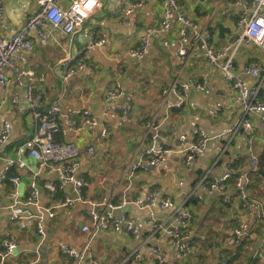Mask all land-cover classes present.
<instances>
[{"label":"crops","instance_id":"crops-1","mask_svg":"<svg viewBox=\"0 0 264 264\" xmlns=\"http://www.w3.org/2000/svg\"><path fill=\"white\" fill-rule=\"evenodd\" d=\"M4 5V15L0 20V31L6 36L17 33L27 22L31 14L38 8L37 0H0ZM104 6L88 19L83 28L75 35H66L61 31H51L50 42L40 43L36 32L29 33L34 43L31 52L21 54L20 67L34 72L33 83L43 94L45 107L58 105L61 109L59 122L67 126L66 118L71 116L81 120L82 112L89 110L95 115L99 124L94 128L87 127L83 132L69 128L63 137L66 141L76 142L82 149L81 172L90 181L85 189V196L96 201L113 197L116 202L127 200L121 211L132 216L140 227L141 235L135 236L125 232H115L108 224L93 240L91 254L96 264H134L127 259L131 251L143 244L145 251L144 264H153L149 246H160L167 256L174 258L176 250L167 239L159 235L148 237V215L153 213L158 219L164 220L170 214L169 209L161 207L166 197L175 202H183L196 188L202 176L221 152L222 142L210 139L205 150L197 159L187 166L182 145L178 143L179 133H188L194 127H200L211 136L231 128L240 117V107L235 92L224 81L220 71L214 70L200 49L189 46L190 58L183 63L177 55V49L163 44L164 39L180 38L181 26L173 22L170 27L162 28L161 19L164 4L162 0H145L142 7L133 15L126 16L117 7L116 0H103ZM60 5L68 7L71 0H60ZM237 0H181L182 12L191 16L199 24L210 22L214 34L213 41L218 47L231 36L235 14L241 8ZM218 23H222L228 31L220 32ZM100 37L103 32L109 35V42L100 48L79 49V45L89 43L92 33ZM149 37V49L143 58H130L127 53L131 47H138L140 42ZM93 69H83L68 80L65 89L64 66L61 61L68 52L76 54ZM250 58L264 63V54L255 46H245L237 54L236 72L246 85H253L258 78L243 72L244 65ZM7 77L13 78L14 73L7 71ZM190 79L208 81L206 91L193 90L184 107L175 109L171 120L163 123L158 131L148 130L146 123L151 115L159 110L160 92L162 88L176 82L180 86ZM124 87L123 96L117 101L120 104L130 102L133 114L121 119L106 116L104 110L112 103L105 100V92L116 82ZM31 79L24 77L22 85L10 82L0 90V131L3 120L11 122L10 137L0 148V172L7 160L21 156L28 167L20 169L22 182L21 197L30 193L33 171L39 167L34 158L22 148L30 132L34 130L28 117L27 87ZM13 95L19 102H13ZM264 98V90L262 94ZM224 102L226 109L220 117H212L207 108L216 102ZM107 128L108 136L102 135ZM255 147L258 155L264 150V124L255 119ZM159 135V142L175 150L169 155L168 161L158 167L147 170L140 169L131 179L122 177L123 169L134 159L139 146H148L154 133ZM88 145L94 146L93 154L86 150ZM19 151V152H18ZM32 159L28 162L26 159ZM136 161V160H135ZM236 161H242L235 163ZM247 170L245 158V141L241 134L237 135L231 148L222 156L214 167L213 174L221 175L228 165ZM259 171V170H258ZM252 174L249 186L250 195L259 198L264 204V175ZM47 178L60 184L56 174L41 171L38 183L41 190L40 199L44 204L52 203L62 197V192L51 193L43 187ZM184 181L181 184L180 181ZM69 193L72 188L68 185ZM232 197L226 202L220 193L206 195L203 200H189L193 205V219L184 229V236L192 237L195 247L187 254L180 264H220L223 258L230 257V264H247L250 258H258V264H264V207L257 215H249L241 205L234 185H230ZM9 185L0 189V197L5 200ZM152 190L160 194L154 198L151 207H144L147 196ZM200 190V189H197ZM88 206L78 203L72 208L61 211L54 219L49 220L47 236L40 240L32 227L22 226L9 218L8 211L0 210V246L2 241L13 234L18 247L15 260L31 264H71L72 260L60 252V247L68 244L80 247L85 235L81 227L90 223ZM249 222L250 238L246 243L235 246L231 242L230 232L240 221ZM241 253L232 262L230 251Z\"/></svg>","mask_w":264,"mask_h":264},{"label":"built area","instance_id":"built-area-1","mask_svg":"<svg viewBox=\"0 0 264 264\" xmlns=\"http://www.w3.org/2000/svg\"><path fill=\"white\" fill-rule=\"evenodd\" d=\"M60 0H37L38 8L31 14L26 24L12 36L6 37L0 31V90L5 89L10 82L22 85L24 77L31 79L27 87L28 117L34 130L22 145L28 152V156L34 158L39 167L33 171V179L30 183V193L22 198L20 184L22 182L23 167H28L21 156L7 160L5 167L0 172V189L5 184L9 190L5 200L0 197V210L8 211L12 221L22 226L32 227L38 238L42 241L47 236V225L49 220L54 219L61 211L72 208L78 203L87 205L90 223L81 227L85 235L84 242L80 247H73L64 244L60 247L61 254L68 256L71 264H96L91 248L93 240L99 233L110 224L115 232H125L135 236L141 235V230L135 219L121 211L127 200L116 202L113 197L96 201L85 196V189L90 181L81 172V147L74 141H66L63 137L69 128L83 132L87 127L94 128L99 124L98 118L89 110L82 112L81 120L67 116V126L59 122L61 109L58 105L45 107L43 94L33 83L34 72L20 67L21 54L31 52L34 43L29 38V33L36 32L40 43L50 42L51 31H61L66 35H75L80 31L85 22L104 6L103 0H71L68 7L60 5ZM145 0H116L118 9L126 16L133 15L138 11ZM241 7L235 14V21L231 36L225 43L216 46L212 25L210 22L199 24L191 16L182 12L181 0H162L164 4L161 27L168 28L173 22L181 26L180 38L177 40L164 39L163 44L177 49V55L185 64L188 62L191 53L189 46L193 49H200L209 63V66L220 71L224 81L235 92L236 101L240 107V117L233 127L228 128L214 137H211L206 130L194 127L188 133L177 135L178 143L183 147L180 151L183 154L184 163L190 166L197 157L205 150L210 139L214 138L222 142V150L217 156L214 165L209 167L200 179L196 188L188 195L183 202H175L171 197H166L161 202V207L169 209L170 214L164 220L158 219L151 212L148 215V237L156 235L167 239L170 245L176 250L174 258L167 256L165 251L157 245H150V254L155 260L153 264H180L183 258L193 251L195 242L192 237L184 236V229L190 225L193 219V205L191 198L203 200L206 195L220 193L223 199L228 202L232 197L230 185H234L241 205L249 215L259 214L264 207L263 201L250 195L249 186L252 182V174L259 170V155L255 147L256 131L255 119L264 124V63L261 65L258 59L250 58L244 65L243 72L252 75L258 80L253 85L246 83L239 78L236 72V59L239 51L245 46H255L264 54V0H237ZM4 15V5L0 1V20ZM109 42V35L103 32L96 37L93 32L88 48H100ZM149 37H145L138 47H131L127 55L130 58H143L149 49ZM82 50L76 54L68 52L61 61L65 72L63 79L65 89L68 88V80L77 72L83 69H93L82 59H79ZM14 73L13 78L7 77V71ZM208 81H196L190 79L187 83L179 85L174 82L162 88L160 92L159 110L155 111L146 123L148 130L158 131L159 127L169 122L175 109H181L187 103L190 93L193 90L206 91ZM124 93V87L120 81H116L112 87L105 92V100L112 104L104 110V114L116 118H129L133 114V105L130 102L120 104L117 102ZM13 102H19V97L13 95ZM226 109L222 101L216 102L207 108V113L212 117H220ZM11 122L3 120L0 131V148L6 145L10 133ZM241 134L245 141V158L248 161L247 170L228 165L221 175H214V167L221 161L222 156L231 148L237 135ZM103 136H108L107 128L102 130ZM159 135L154 133L151 143L148 146H139L136 152V159L132 160L122 171L124 179H131L135 173L150 167L164 165L172 152L171 147L160 143ZM86 150L93 154L94 146L88 145ZM19 152V151H18ZM136 160V161H135ZM15 173H11L12 171ZM41 171L60 177V184L53 179L47 178L43 187L51 193L61 191L62 197L54 199L52 203L41 202V190L37 176ZM236 173V175H234ZM184 184V181H180ZM68 185L72 192L69 193ZM200 189V190H197ZM160 194L159 190H152L147 196L144 207H151L152 201ZM231 242L235 246L246 243L249 238V222L246 219L240 221L230 232ZM264 241V239H263ZM18 241L13 234H10L2 241L0 246V264H8L9 260L16 255ZM127 259L134 264H144L145 251L143 244L135 247ZM12 264H31L15 260ZM220 264H230V257L223 258Z\"/></svg>","mask_w":264,"mask_h":264},{"label":"trees","instance_id":"trees-1","mask_svg":"<svg viewBox=\"0 0 264 264\" xmlns=\"http://www.w3.org/2000/svg\"><path fill=\"white\" fill-rule=\"evenodd\" d=\"M262 94H263V92H262ZM259 159H260V163H259V171H258V175H260V174H263L264 175V150H263V152L260 154V156H259ZM240 163V162H242V161H236L235 163L237 164V163ZM235 163H232V166H235V167H237V168H239L238 166H236V164ZM11 173H15V171L13 170ZM234 175H236V173L234 174ZM195 200L194 198H191V200ZM197 200V199H196ZM240 247V246H239ZM239 247H237L236 249L237 250H233V251H230L229 253H231L232 254V262H234L235 260H237L238 259V257H239V255H240V253H241V249L239 248ZM259 263V259L258 258H250L249 260H248V262H247V264H258Z\"/></svg>","mask_w":264,"mask_h":264},{"label":"water","instance_id":"water-1","mask_svg":"<svg viewBox=\"0 0 264 264\" xmlns=\"http://www.w3.org/2000/svg\"><path fill=\"white\" fill-rule=\"evenodd\" d=\"M217 26L219 27L221 34L224 31H226V30L228 31L229 30V29H226V27L222 23H218ZM87 45H88V43H86L85 45H79V49H82V48H84Z\"/></svg>","mask_w":264,"mask_h":264},{"label":"rangeland","instance_id":"rangeland-1","mask_svg":"<svg viewBox=\"0 0 264 264\" xmlns=\"http://www.w3.org/2000/svg\"><path fill=\"white\" fill-rule=\"evenodd\" d=\"M28 162H32L33 160L32 159H29V158H27L26 159ZM35 160V159H34ZM36 161V160H35Z\"/></svg>","mask_w":264,"mask_h":264}]
</instances>
